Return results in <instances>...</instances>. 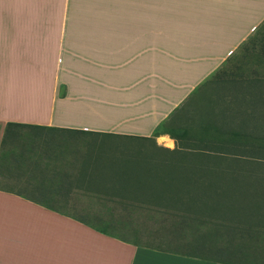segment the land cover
Segmentation results:
<instances>
[{
  "label": "crops",
  "instance_id": "1",
  "mask_svg": "<svg viewBox=\"0 0 264 264\" xmlns=\"http://www.w3.org/2000/svg\"><path fill=\"white\" fill-rule=\"evenodd\" d=\"M0 15V264H250L139 242L114 208L204 187L216 153L190 147L180 108L234 72L264 0H5ZM254 202L233 199L231 222L241 205L259 223Z\"/></svg>",
  "mask_w": 264,
  "mask_h": 264
},
{
  "label": "rangeland",
  "instance_id": "2",
  "mask_svg": "<svg viewBox=\"0 0 264 264\" xmlns=\"http://www.w3.org/2000/svg\"><path fill=\"white\" fill-rule=\"evenodd\" d=\"M3 3L5 0H0V4ZM1 21L7 20L4 18ZM250 38L245 49L236 51L240 61L234 63L235 67L232 66L234 72L227 77L212 78L195 88L180 108V119L184 125L182 131L196 133L198 126H206V121H209L217 124L219 129L227 128L229 132L241 129L249 135L248 139L240 140L243 142L241 144L230 141L229 144L224 142L217 146L212 143L213 146L205 147L209 152L216 153L206 158L207 181L215 178L217 182L212 184L214 186L224 185L220 177L224 170L238 169L239 174L249 168L264 171V23L258 26ZM253 137H263L262 145L255 144ZM199 143L191 141L189 145L192 149H199ZM149 152L156 153L153 149ZM138 154L148 155L145 151ZM257 180L261 185L264 184L263 179ZM263 187H260V192ZM227 196L230 194L224 190L206 191V203H202L203 206H186L169 213L161 209L144 210L125 206H115L114 209L116 214L119 212L116 217L123 227L138 229L139 242L195 251L226 260L264 264V202H254L251 207L258 211L255 218L259 223L261 218L262 225L256 222L246 224L245 221L242 225L240 222L244 208L238 205L235 217L237 226L231 222L230 208L225 205ZM187 203L194 204L191 201ZM232 224L236 225V229ZM253 250L258 253L251 254Z\"/></svg>",
  "mask_w": 264,
  "mask_h": 264
},
{
  "label": "trees",
  "instance_id": "3",
  "mask_svg": "<svg viewBox=\"0 0 264 264\" xmlns=\"http://www.w3.org/2000/svg\"><path fill=\"white\" fill-rule=\"evenodd\" d=\"M250 41H251V38L248 39L246 42H244V44H242L240 46V48H242V50L245 49V47H247V44H249ZM212 78L216 79L218 77H212ZM212 78H210V79H212ZM210 79H208V80H210ZM208 80H206L205 82H208ZM210 82H212V81H210ZM205 125L206 126H202V125L198 126L199 130L196 131V133H188L189 131L185 132V130L182 133L185 138L199 140L198 142H200V143L198 145L200 146L199 149H201V150H206V148H208L207 146H213L212 143H215L217 146H219L220 144H223L224 142H228V144H229L230 141L238 142L241 144V142H242V141H240L241 139H248V137H249L248 133L245 131H243V132L240 131L241 129H239L237 131L233 130L232 132H229L227 128H225L224 130L219 129L217 127V124H213L212 122L210 123L209 121H206ZM262 138L263 137H253L254 143L256 144V142H257L258 145H262ZM202 142H204V144ZM245 142H248V141H245ZM185 144H187V143H185ZM206 151H208V150H206ZM237 170L238 169L232 168L229 171H226V170L223 171L224 173L222 175H220V177L223 178L225 183L224 182H218V184L224 183V185H215V186L212 185V184L217 182V180L215 178H209V180L207 181L208 177H207V170H206L205 178L203 179L201 177V185H204L203 188L190 189V190H176V191H159V198L160 199H158V200L163 201V199H166L168 197L169 199L173 198L174 203H172L171 201L166 199L167 201H169L171 203L170 204H161V205H152V206L129 205V206H125V207L137 208V209H147V210H154V209L160 210L161 209V210L167 211V213H169V212H173L174 210L178 211L179 209L185 208L186 206H199V205H202V203L205 204L206 203V199H205L206 198V191L216 192V191H220V190H224L225 192H228L230 194V196L226 197V203H225L226 206H229L230 210L232 208L231 201L233 199H236L237 201L246 200V199H252L253 200L255 198H258L256 200L264 199V189H262L260 192V189H261L260 187L263 186L264 184L261 185L260 184L261 182H259L257 180V179H263L262 183H264V171L249 168V170H246L244 173L239 174V173L235 172ZM192 180H198V179L192 178ZM226 184H228V185H226ZM210 185H212V186H210ZM124 194H127V197L129 198V200H137V198L139 196L138 192L136 190H128V191H125ZM260 196H261V198H260ZM154 197L155 196L153 195V198ZM189 201H191L194 204L187 203ZM221 207H222V209L224 208V206H221ZM213 208H215V206ZM225 208H228V207H225ZM217 210H219V209L217 208ZM230 210H229V212H230ZM225 211H227V210H225ZM183 217H186V215ZM177 250H180V249H177ZM180 252L184 255L193 256V257H200V258L213 260V261L234 262L232 260H226L224 258L205 256V255H202V254L197 253L195 251L180 250ZM251 254H254V253H251ZM256 259H257V261L261 262L260 259H258V258H256ZM250 264H256V263H250Z\"/></svg>",
  "mask_w": 264,
  "mask_h": 264
}]
</instances>
